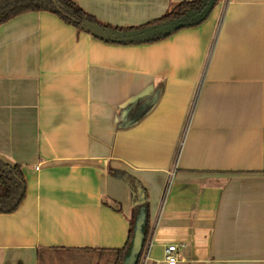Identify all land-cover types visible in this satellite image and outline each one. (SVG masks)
<instances>
[{"label":"crops","instance_id":"1","mask_svg":"<svg viewBox=\"0 0 264 264\" xmlns=\"http://www.w3.org/2000/svg\"><path fill=\"white\" fill-rule=\"evenodd\" d=\"M139 27L194 0H73ZM0 156L26 194L0 264H107L146 211L138 264H264V0H218L144 43L47 11L0 25ZM134 227V225H133ZM146 259L144 260V258Z\"/></svg>","mask_w":264,"mask_h":264},{"label":"trees","instance_id":"2","mask_svg":"<svg viewBox=\"0 0 264 264\" xmlns=\"http://www.w3.org/2000/svg\"><path fill=\"white\" fill-rule=\"evenodd\" d=\"M53 1L61 4L65 12L76 21L74 22L73 20L62 15L57 10ZM203 3L204 0L180 2L173 5V7L159 19L139 27L124 28L112 27L111 25L101 23L93 15L87 13L83 8L77 5L73 0H0V25L22 12L47 10L58 14L66 22L74 24L78 28H80L82 21L88 19L109 28L125 31L136 28L140 29L149 25L160 24L172 19L180 18L186 15L190 10H199L203 6ZM26 186L27 182L21 166L19 164L12 163L0 156V212H14L17 210L25 197ZM133 225L134 223L132 224L131 234L126 245L123 248L108 251L110 252L109 255L112 257V259L108 260L107 264H121L123 262L133 238ZM138 262L139 260L137 261V264Z\"/></svg>","mask_w":264,"mask_h":264},{"label":"water","instance_id":"3","mask_svg":"<svg viewBox=\"0 0 264 264\" xmlns=\"http://www.w3.org/2000/svg\"><path fill=\"white\" fill-rule=\"evenodd\" d=\"M216 1L217 0H204L203 6L197 11L190 10L186 15L180 18L160 24L149 25L140 29L136 28L124 31L109 28L88 19L82 21L80 28L107 42L119 44L144 43L166 37L181 28L194 26L203 22L212 12ZM53 3L62 15L74 22L76 21L65 12L61 4L56 1H53ZM145 226L146 211L144 206H142L135 217L131 245L121 264H137L145 243Z\"/></svg>","mask_w":264,"mask_h":264},{"label":"built area","instance_id":"4","mask_svg":"<svg viewBox=\"0 0 264 264\" xmlns=\"http://www.w3.org/2000/svg\"><path fill=\"white\" fill-rule=\"evenodd\" d=\"M183 244H170L166 246L164 250V259L168 264H177L181 256L180 249L183 247ZM143 253V251H142ZM142 255V254H141ZM146 257L144 258V260Z\"/></svg>","mask_w":264,"mask_h":264}]
</instances>
